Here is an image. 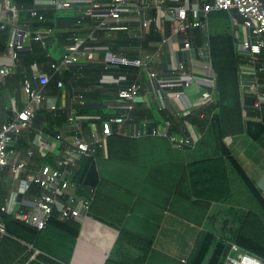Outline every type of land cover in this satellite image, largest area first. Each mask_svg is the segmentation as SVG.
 I'll use <instances>...</instances> for the list:
<instances>
[{
    "label": "built area",
    "instance_id": "obj_1",
    "mask_svg": "<svg viewBox=\"0 0 264 264\" xmlns=\"http://www.w3.org/2000/svg\"><path fill=\"white\" fill-rule=\"evenodd\" d=\"M21 0H0V29L8 28L9 38L6 50L0 54L4 62L0 63V83L17 68L19 52L28 47L31 40L37 41L48 50L52 58L49 64L51 75L62 74L76 64L98 62L97 54H103L99 63L103 69L119 67H135L138 73L125 86L117 89L116 97L105 105L109 116L96 124L85 119L88 131L81 128L83 119L79 107L85 105L83 95L72 107L67 118L68 131L72 134L70 142L62 154L55 157L54 166L46 163L38 170L28 169L26 161L14 148L15 138L30 128L36 112L46 104V110H57L56 98L46 96L44 86L51 75L43 73L36 63L31 66L29 74H23L20 86L26 96L22 109H13L15 115L0 126V171L9 167L11 174L20 178L22 191H27L31 183L36 184L40 193L34 197L31 204L14 209L13 198L0 205V239L7 235L3 216H12L25 225L41 230L47 220L56 214L58 220L81 221L89 216L95 187L76 183L73 179L84 157L93 155L98 148H104L108 139L114 134L129 135L131 138L146 136L165 137L176 149L194 148L202 133L183 135L171 130L170 119L151 122L148 119H134L133 112L139 104L141 76L146 78L151 93L154 95L158 111L174 109L175 117L183 119L196 110L204 109L209 103L218 100L216 89V74L212 68L209 42L204 48L196 47L190 37L194 30L208 34V16L210 13L226 11L229 14L233 37L237 52L247 53L246 64L252 68L250 80L241 83V88L247 89L253 98V107L258 115L264 110V1L263 0H31L33 7L29 9L30 16L42 19L40 10H64L76 7L77 19L71 27V38L63 45L49 43V39L61 28L30 30L26 23H19V15L23 11ZM168 24L169 33H165ZM135 27L139 34L128 35L130 41H137L133 49L137 53L129 58L104 45L98 44V37L112 38L114 33L128 32ZM153 28L160 39L151 46L142 45V39L147 29ZM208 38V35H207ZM180 43L186 52L184 59L169 60V65L178 71L175 79L168 80L152 69L161 50L166 43ZM261 60V61H260ZM187 67V71H186ZM190 67H201L210 73L203 76L188 71ZM106 82L127 81V74L118 78L103 76ZM58 88L63 87V80L56 81ZM194 90V97L187 94V102L180 107H174L177 100H182L184 92ZM191 94V93H190ZM200 118H211L201 111ZM63 132L54 138L47 134H38V140H50L62 143ZM42 141V142H43ZM32 156L33 152L27 150ZM221 264H264V260L237 244L231 243Z\"/></svg>",
    "mask_w": 264,
    "mask_h": 264
},
{
    "label": "crops",
    "instance_id": "obj_2",
    "mask_svg": "<svg viewBox=\"0 0 264 264\" xmlns=\"http://www.w3.org/2000/svg\"><path fill=\"white\" fill-rule=\"evenodd\" d=\"M209 20L208 16V38L199 30H194L190 34L196 47L204 48L205 43L209 42ZM229 24L231 26L230 18ZM168 27L166 24L167 35ZM152 29L151 27L145 31L142 45L151 46V43L159 40V35ZM231 29L234 34L232 26ZM125 33L139 34L135 27H131ZM104 41V35L98 37L99 45L104 46ZM136 44L137 41H130L121 44L115 51L134 58L137 56L133 49ZM203 52L207 55L205 48ZM160 54L152 69L168 80L175 79L178 71L169 65V60L175 62L176 59H184L186 52L182 50L180 43L169 42L163 46ZM96 59L98 62L71 66L65 77H62L63 87H56L55 92L50 90L46 92L47 97L56 98L62 119L60 126H50L45 120L36 117L32 120L30 128L15 138L14 148L20 152L21 159L26 161L28 169L36 171L46 163L51 164L53 159L50 156L55 159L62 154L72 135L68 131L67 118L79 95H83L84 100L90 105V108L84 109L86 112L80 113L83 106L78 109L79 115L83 118L81 128L86 132L88 127L85 119L98 124L97 117L103 115L105 105L115 99L116 89L125 86L126 81H104L103 76L118 78L124 73L118 74L117 69H103L99 63L103 60L102 53L97 54ZM188 71L210 76V73L201 67H190ZM42 72L48 74L46 71ZM252 72L246 61L237 67L243 127L248 122H260L261 117L254 112L252 94L241 88L242 82L250 80ZM3 86L6 87L0 94L2 116L0 126L15 115L14 108L22 109L26 99L23 92L20 91L19 97L16 98L11 95L7 85ZM101 91L105 94L97 97ZM187 94L192 99L194 90L187 92L186 89L184 97L175 101L174 107L185 105ZM139 97L138 109L143 112L141 114L143 119L157 122L167 118L172 122L173 132L183 135L195 133L197 129L195 123L190 119L175 117L172 113L174 109L158 111L154 95L143 75ZM93 102H97L98 105L94 106ZM209 104L201 111L211 116L215 111L208 113ZM45 107L46 104H43L41 109L47 111ZM10 112L12 117H9ZM60 132H63L62 143L43 139H40L41 143H37L38 134H47L54 138ZM224 142L227 144L226 140ZM27 150L33 152L32 156L26 154ZM199 153L206 155L204 150L176 149L165 137L131 138L127 134L114 133L106 146L98 148L93 154L99 182L95 187L89 216L78 221L80 228L70 260L68 263L58 261V264H105L107 261L109 264H193L192 240L199 233V229L204 231L207 228L205 226L214 211L220 214V217L216 215L217 222H223L225 219L223 210L228 208V202L233 198L234 188L238 184V179L228 171L232 194L227 200L202 201L194 198L190 192L187 167L200 159ZM101 168L107 171L106 176L101 175ZM7 174L11 175V172L6 166L0 171V205L13 198L15 206L19 194L21 197L18 208L31 204L34 198L29 192L30 187L25 192L22 191L21 182L17 189L7 187L5 181ZM24 177L22 174L20 178ZM20 178L17 179L20 181ZM120 181L124 182L122 188L116 185ZM256 184L264 194V181H258ZM40 253L41 251L31 243L12 236L0 239V264H49L40 258Z\"/></svg>",
    "mask_w": 264,
    "mask_h": 264
},
{
    "label": "trees",
    "instance_id": "obj_3",
    "mask_svg": "<svg viewBox=\"0 0 264 264\" xmlns=\"http://www.w3.org/2000/svg\"><path fill=\"white\" fill-rule=\"evenodd\" d=\"M20 2L23 6V11L19 15V23H26L25 26L30 30L61 28V30L49 39V43H54L56 46L63 45L70 40L72 32L68 28L77 19L76 7L64 10H40L39 14L42 15V19H38L37 16H30L29 9L33 7L31 0H21ZM216 17L224 18L229 22L226 11L209 14V18L212 20H217ZM211 19L209 20V51L211 61L214 59L215 62V65L213 64V70L216 74L218 100L215 103H210L208 106L210 109L208 113L215 111L210 119H208L209 117H199L201 110L204 109L196 110L192 115L185 117V119L192 120L197 126V130L202 133V137L193 149L204 150V153H206V155L199 153L200 159L192 162L187 167L190 192L197 200H227L232 194L231 182L227 173L229 171L230 174L232 173L238 179V182L241 183L249 195L250 205L254 202L264 213V194L262 190L258 187L256 181L249 176L240 159L224 142V138L228 135L244 133L252 142L263 145L264 147V110L261 112V117L259 116L260 122H248L243 127L241 120L242 110L238 97L237 67L245 62L247 53L236 51L232 29L228 22H215L213 25H210ZM219 28L221 32L215 33ZM228 29L231 31H228ZM8 38V28L0 29V54L5 52ZM127 42H130L128 35L125 32L119 31L114 33L112 38H105L103 44L116 50L118 46L121 44L124 45ZM261 57H264V51L261 53ZM51 61L52 58L48 55V50L42 47L39 42L31 40L28 47L19 52L15 72L7 76L3 83H0V94L6 87L3 85H7L11 95L16 98L19 97L20 91L23 92L20 86L22 75L29 74L33 63H36L39 68L51 75L52 73L49 68ZM66 73L65 71L61 77L56 74L51 75L49 82L44 86L45 93L48 90L55 92V88L57 87L56 81L59 78L62 79V77H65ZM117 73L127 74L128 80L125 83L127 85L138 73V70L130 66L119 67L117 68ZM260 75L264 77V72ZM102 94L105 93H102V91L99 92L97 97L102 96ZM88 103V101H85V105L80 109V113L82 111L86 112L84 109L90 106ZM93 105L97 106L98 104L97 102H93ZM254 109V112L259 114L258 110L256 108ZM142 113L137 108L133 112L134 119H143ZM60 114L59 109L49 112L40 108L36 112L34 119L38 117L45 120L50 126H60L62 121ZM108 116L109 114L106 111L103 115H100V119H107ZM9 117H12L11 112ZM1 118L0 113V122ZM121 133L124 134L125 131ZM50 158L53 159L51 160V165L54 166L55 159L52 156ZM73 179L81 185L96 187L99 182V173L93 155L84 157L81 160ZM29 187V192H31L30 194H32L33 198L40 193V189L36 184L31 183ZM256 206L255 208H257ZM3 221L7 232L6 236H12L16 239L31 243L36 249L41 251V259H45L49 263L50 256L62 263H68L70 260L75 239L80 228L78 221H60L56 214H53L41 230H36L33 227L25 225L11 216L4 215ZM229 233L222 232L218 236L212 231H202L193 254V264H221L231 243L237 244L243 250L264 260V219H262L258 212L252 210L246 211L235 232L232 234ZM6 236H3V238ZM105 264H109L108 261Z\"/></svg>",
    "mask_w": 264,
    "mask_h": 264
},
{
    "label": "rangeland",
    "instance_id": "obj_4",
    "mask_svg": "<svg viewBox=\"0 0 264 264\" xmlns=\"http://www.w3.org/2000/svg\"><path fill=\"white\" fill-rule=\"evenodd\" d=\"M228 18V17H227ZM211 19V18H210ZM217 20L211 19V24L213 25L216 23H225L228 22L226 19L221 17H216ZM229 23V22H228ZM228 31H231L228 29ZM220 28L215 31V33H220ZM212 54V52H211ZM213 59V58H212ZM3 58H0V63H3ZM215 65L214 59L212 60V67ZM107 110H105L106 112ZM229 136V135H228ZM228 136L224 138V141H227V145L232 149L233 153L240 159L242 164L244 165L245 170L249 174L251 178H253L256 182L264 181V147L263 145H259L257 143L252 142L245 134H239V135H230V139H226ZM37 143H41L40 140L37 141ZM193 149V148H192ZM103 173V174H102ZM101 175H107L106 170H102L101 168ZM7 187H12L17 189L19 188L20 181L17 179L13 174L6 175L5 178ZM124 182L120 181L116 185L117 187H121ZM122 188V187H121ZM235 193L233 198L228 202V208L226 210H223L225 212V219L223 222L219 223L217 222V217L220 215L217 214L216 211L212 213V216L209 217V223L206 224L204 230L205 231H212L218 236L222 234V232L230 233L232 234L235 232L236 228L240 225L242 217L245 215L246 211L252 210L259 213V215L264 219V213L262 210L256 206L254 202L250 205L251 201H249V195L245 191L244 187L241 185L240 182H238L237 186H235ZM194 200L192 199L191 202ZM202 203V202H201ZM255 206L257 208H255ZM234 209V210H233ZM220 217V216H219ZM218 225V226H217ZM216 226V227H215ZM203 230L199 229V233L196 234L194 239L192 240V253L194 254V251L197 247V244L200 240V234ZM233 231V232H232ZM232 232V233H231ZM226 243V239H224ZM49 257L50 263L54 264L55 262L58 264L60 261L57 259H53ZM59 261V262H58Z\"/></svg>",
    "mask_w": 264,
    "mask_h": 264
},
{
    "label": "water",
    "instance_id": "obj_5",
    "mask_svg": "<svg viewBox=\"0 0 264 264\" xmlns=\"http://www.w3.org/2000/svg\"><path fill=\"white\" fill-rule=\"evenodd\" d=\"M20 197H21V194H19L18 196H17V203L15 204V206H14V209L16 210L17 208H18V201L20 200Z\"/></svg>",
    "mask_w": 264,
    "mask_h": 264
}]
</instances>
